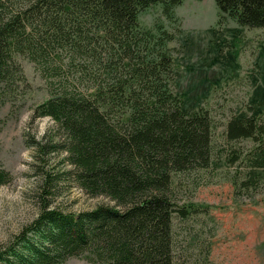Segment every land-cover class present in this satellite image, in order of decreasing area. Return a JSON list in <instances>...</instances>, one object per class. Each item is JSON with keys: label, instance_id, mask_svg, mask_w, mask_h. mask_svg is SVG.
<instances>
[{"label": "trees", "instance_id": "obj_1", "mask_svg": "<svg viewBox=\"0 0 264 264\" xmlns=\"http://www.w3.org/2000/svg\"><path fill=\"white\" fill-rule=\"evenodd\" d=\"M184 0H0V94L25 84L19 58L31 62L50 97L33 119L51 118L53 134L35 142L42 154L63 153L66 172L99 205L76 214L44 208L0 246V264H181L175 221L200 208L180 205L182 181L213 165L215 120L188 111L174 90V34L139 16L160 6L175 20ZM219 23L264 29V0H215ZM226 139L264 145V123L232 117ZM239 155H233L232 162ZM50 182L56 178L49 176ZM11 175L0 169V186ZM262 182L247 179L243 187Z\"/></svg>", "mask_w": 264, "mask_h": 264}, {"label": "rangeland", "instance_id": "obj_2", "mask_svg": "<svg viewBox=\"0 0 264 264\" xmlns=\"http://www.w3.org/2000/svg\"><path fill=\"white\" fill-rule=\"evenodd\" d=\"M142 26L157 22L174 34V90L185 109H205L215 120L213 165L182 181L180 205L200 208L175 221L176 254L181 264H264V145L250 139H226L227 122L247 114L264 123V29L219 23L215 0H184L167 20L160 6L143 11ZM25 77L19 91L0 94V169L11 180L0 186V246L8 244L38 217L44 205L64 213L113 205L104 196L90 198L66 172L65 154H42L35 142L53 134L51 118L33 119L34 108L50 95L34 65L19 58ZM239 155L232 162L233 155ZM48 175L56 180L50 182ZM262 182L243 187L247 179ZM65 264H94L71 258Z\"/></svg>", "mask_w": 264, "mask_h": 264}]
</instances>
